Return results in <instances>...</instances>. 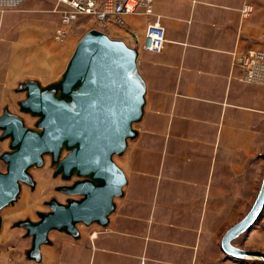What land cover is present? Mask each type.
Instances as JSON below:
<instances>
[{
	"label": "crops",
	"instance_id": "obj_1",
	"mask_svg": "<svg viewBox=\"0 0 264 264\" xmlns=\"http://www.w3.org/2000/svg\"><path fill=\"white\" fill-rule=\"evenodd\" d=\"M51 2L26 0L0 11V117L31 130L40 115L22 106L28 86L57 97L73 54L65 66L55 47L75 21L56 39L60 15ZM245 3L252 6L247 13ZM152 6L153 14H125L122 24L109 20L100 29L134 49L131 74L143 85L134 129L124 138L123 152L134 139L120 166L125 180L111 209L103 221L53 227L35 242L27 224L51 208L29 192L33 177L19 181L0 207V264L250 263L227 255L220 243L253 202L264 171V84L243 79L241 64L246 51L264 50V0H152ZM155 16L166 37L158 52L143 46ZM13 150L0 127V172L3 155ZM248 231L232 243L255 249Z\"/></svg>",
	"mask_w": 264,
	"mask_h": 264
},
{
	"label": "water",
	"instance_id": "obj_2",
	"mask_svg": "<svg viewBox=\"0 0 264 264\" xmlns=\"http://www.w3.org/2000/svg\"><path fill=\"white\" fill-rule=\"evenodd\" d=\"M134 63L131 46L92 27L79 38L58 83L61 97L70 98L73 107L31 85L27 88L29 98L22 106L40 115V130L26 128L14 117H0V127L12 137L14 146L12 152L3 155L7 166L0 172V207L12 200L19 181L30 180L26 169L39 163L43 152L51 150L56 156L62 142L77 147L57 163L55 172L64 177L74 171L90 174L89 179L62 187L66 192L82 194L79 200H69L64 205L52 199L48 202L51 212L41 213L39 222L27 224L35 242L53 227L72 229L78 221H103L113 196L121 191L125 177L112 154L125 147L124 138L132 134L131 122L139 114L143 85L131 74ZM263 208L264 171L250 208L222 235L220 246L227 255H258L264 260V250L232 243L253 225Z\"/></svg>",
	"mask_w": 264,
	"mask_h": 264
},
{
	"label": "built area",
	"instance_id": "obj_3",
	"mask_svg": "<svg viewBox=\"0 0 264 264\" xmlns=\"http://www.w3.org/2000/svg\"><path fill=\"white\" fill-rule=\"evenodd\" d=\"M26 0H0V11L18 8ZM52 11L60 15V23L54 30V37L61 40L66 26L81 15H90L98 29L106 26L109 20L122 24L123 15L134 12L153 14L152 0H52ZM252 9L245 3L242 12ZM166 40L165 30L157 16L146 24L143 46L149 51L158 52ZM245 68L243 79L264 84V50L250 49L241 55Z\"/></svg>",
	"mask_w": 264,
	"mask_h": 264
},
{
	"label": "rangeland",
	"instance_id": "obj_4",
	"mask_svg": "<svg viewBox=\"0 0 264 264\" xmlns=\"http://www.w3.org/2000/svg\"><path fill=\"white\" fill-rule=\"evenodd\" d=\"M51 7H53L54 3L51 2ZM52 9V8H51ZM75 23H73L74 26L71 28L73 29H78V33L75 34V32H72L73 30L70 28L67 36L60 42H58V46H56V50H58V53L62 51V57L63 61L65 63V66L67 64V61L72 54L75 45L79 38L89 29L92 27H97L96 25L91 26V16L90 15H81L79 16L76 20H74ZM93 23V22H92ZM78 25V28H77ZM67 28V26H66ZM75 31V30H74ZM55 50V49H54ZM65 69V67H64ZM57 98L63 99L64 102L69 103L70 106H74L70 98L66 97H61L60 94L57 95ZM35 116H29L28 115V120L30 121L31 119L33 120ZM134 120L131 122V126L134 129ZM36 131H39L40 128H36ZM134 139L131 138L128 141L127 144V150L125 151H119V152H114L112 154V158L114 162L120 167L121 162L123 161V157L125 156V152L130 151L131 147H133ZM77 145L75 144H66L65 142H62L60 144V148L56 154V156H53L51 150H48L46 152H43L41 154V161L39 163H33L31 164L27 169L26 172L30 174V178L33 177L35 181V185L31 188L34 193V200H38L39 203H42L44 199H48V202L50 200H60L62 204H66L69 200H79L82 197V194L80 193H69L64 191L62 187L70 186L73 184L75 181L83 180L85 178H90L89 173L85 174H78L76 171H74L69 177H64L62 176L61 172H55V167L59 161H61L66 155L72 152L74 148H76ZM126 152V153H127ZM23 181V180H21ZM20 183V182H19ZM259 189V188H258ZM38 190L39 192H37ZM258 191V190H257ZM36 192V193H35ZM257 194V192H256ZM116 197V196H115ZM252 204V203H251ZM251 206V205H250ZM249 206V208H250ZM248 208V209H249ZM246 209V212L247 210ZM51 210V209H50ZM51 212V211H50ZM245 212V213H246ZM244 213V214H245ZM243 214V215H244ZM242 215V216H243ZM241 216V217H242ZM249 233L251 234L252 239L255 241V249H260L264 250V208L261 211V214L259 215V218L253 223V225L248 229ZM247 231V230H246ZM246 231L244 233H246ZM243 233V234H244ZM241 236H239L240 241L243 239ZM245 248V247H244ZM247 248V247H246ZM248 249H253V248H248ZM240 260L243 261H250L248 264H264V260L262 258H239Z\"/></svg>",
	"mask_w": 264,
	"mask_h": 264
},
{
	"label": "bare ground",
	"instance_id": "obj_5",
	"mask_svg": "<svg viewBox=\"0 0 264 264\" xmlns=\"http://www.w3.org/2000/svg\"><path fill=\"white\" fill-rule=\"evenodd\" d=\"M245 257H247V258H255V259H258L259 258V256L258 255H247V256H245Z\"/></svg>",
	"mask_w": 264,
	"mask_h": 264
}]
</instances>
